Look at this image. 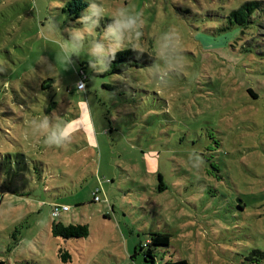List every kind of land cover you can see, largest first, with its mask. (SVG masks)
<instances>
[{
  "label": "rangeland",
  "instance_id": "374dc122",
  "mask_svg": "<svg viewBox=\"0 0 264 264\" xmlns=\"http://www.w3.org/2000/svg\"><path fill=\"white\" fill-rule=\"evenodd\" d=\"M81 1L76 11L74 0H38L34 11L0 0V264H264V0H100L109 14L142 13L145 50L156 32H182L188 67L165 89L150 65L102 74L83 56L63 69L38 23L79 27ZM247 1L257 3L242 21L232 11ZM53 111L76 129L71 142L32 147L27 121ZM54 205L68 209L54 215ZM53 222L89 234L54 236ZM155 233L169 243L151 262L139 246Z\"/></svg>",
  "mask_w": 264,
  "mask_h": 264
},
{
  "label": "clouds",
  "instance_id": "9594fccd",
  "mask_svg": "<svg viewBox=\"0 0 264 264\" xmlns=\"http://www.w3.org/2000/svg\"><path fill=\"white\" fill-rule=\"evenodd\" d=\"M30 8L39 10L38 0H30ZM110 18V22L101 27V21ZM160 24H164L166 16L157 17ZM79 27L70 26L63 30L53 16L38 23L39 39L45 45H53L62 54L63 69L74 63V58L88 57V66L96 73L109 70L116 54L125 49H131L137 55L145 53L143 47L144 20L142 13L120 6L110 14L106 13L100 0H88L87 8L77 20ZM64 33H67V38ZM154 44L151 52L153 63L150 65L149 77L161 89L169 88L175 77L184 73L188 67L184 53L182 32L176 27H170L154 34ZM40 63L53 70V64L41 56ZM6 68L0 64V71ZM45 107V106H44ZM43 111V109H42ZM58 115L53 111L51 116L44 114L29 119L23 139L32 147L42 143L49 148H63L69 144L76 129L72 124L56 119ZM192 167L199 169L204 161L202 155L193 151L189 154Z\"/></svg>",
  "mask_w": 264,
  "mask_h": 264
},
{
  "label": "trees",
  "instance_id": "16d2710c",
  "mask_svg": "<svg viewBox=\"0 0 264 264\" xmlns=\"http://www.w3.org/2000/svg\"><path fill=\"white\" fill-rule=\"evenodd\" d=\"M76 11L80 9L84 4L81 0H74ZM80 1V3H79ZM257 2L254 1H247L242 3L237 9L232 11V14L239 16L240 20H244L250 13L252 7ZM153 63V60L151 58V51L146 50L144 54L137 55L134 51L131 49H125L123 51H120L116 54V58L111 62L110 68L108 71L102 73V74H111L116 72H123L124 70L130 68V67H144L147 65H151ZM83 72L85 78L86 75L84 73V70L82 68L79 69V72H77L80 76V72ZM85 78L83 81H85ZM46 80H44L41 83V87L43 88V83H45ZM50 83V81H49ZM50 85V84H49ZM250 95L254 98L258 97L257 92L253 91L252 89H247ZM159 184L158 188L160 190L166 188L162 182V177L158 176ZM240 201V199H238ZM237 200V206L238 208H241V201L240 203ZM52 234L59 235L62 238H70V237H86L89 234V228L86 224L82 223H69V224H62L60 222H53L51 225ZM169 243V235L167 233H155L150 236L149 241L145 242L143 245L139 246L140 251L143 253L144 259L147 260V258L150 259L151 262H154V254H153V246L156 245H168ZM145 247V249H144ZM135 253L137 252V247L135 248ZM58 257L66 262L70 259V253L67 251V249L60 247L58 249ZM163 264H187L185 260L179 259L176 261H165Z\"/></svg>",
  "mask_w": 264,
  "mask_h": 264
},
{
  "label": "built area",
  "instance_id": "2783aa9c",
  "mask_svg": "<svg viewBox=\"0 0 264 264\" xmlns=\"http://www.w3.org/2000/svg\"><path fill=\"white\" fill-rule=\"evenodd\" d=\"M84 78H85V76H84L83 72L81 71L80 72V81H79L78 86H77L80 89H83V87H84V81H83ZM94 200H96V201L100 200L99 196H97V194H95ZM67 209H68L67 205H62V206L54 205L53 208H52V213L54 215H57L60 210H67Z\"/></svg>",
  "mask_w": 264,
  "mask_h": 264
},
{
  "label": "water",
  "instance_id": "95a60500",
  "mask_svg": "<svg viewBox=\"0 0 264 264\" xmlns=\"http://www.w3.org/2000/svg\"><path fill=\"white\" fill-rule=\"evenodd\" d=\"M238 202L240 203V201L238 200Z\"/></svg>",
  "mask_w": 264,
  "mask_h": 264
}]
</instances>
